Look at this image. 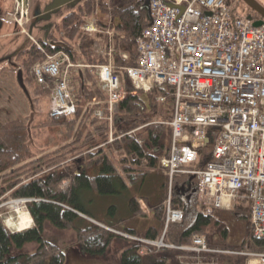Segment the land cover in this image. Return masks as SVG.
<instances>
[{
    "label": "trees",
    "instance_id": "obj_1",
    "mask_svg": "<svg viewBox=\"0 0 264 264\" xmlns=\"http://www.w3.org/2000/svg\"><path fill=\"white\" fill-rule=\"evenodd\" d=\"M83 6L57 25L60 31L57 35H49L46 42L40 41L37 44L39 47H30L19 57L20 63L22 59L19 67L25 75V85L37 105L39 100L49 99L53 84L48 82L46 86L38 85L34 77L30 78L29 70H33L36 63L42 62L45 56L66 54L79 72L72 76L73 83L76 86L78 84L76 111L66 118L54 119L48 114L42 126L57 127L60 133L64 131L67 142L54 150L41 151L40 154L32 149L29 126L20 121L0 126V200L6 195L13 199L36 200L28 204V214L33 218L30 229L13 231L0 219V264H67L69 248H75L83 256L99 258L108 253L112 244L118 243L122 245L120 264H167L172 259L162 253L170 252L169 249L156 250L144 243L133 240L129 242L114 233L121 231L130 237L152 242L161 240L165 234L164 229L160 235L155 228L142 234L121 230L122 221L119 220V215L127 212L130 217L141 218L150 211L163 228L166 226L167 186L170 181L160 163L162 158L170 156L172 133L160 122H170L173 118V92L170 88L157 89L147 94L137 92L124 70L137 64L136 43L149 26V10L137 0H88ZM99 13L107 18L101 16V19ZM89 25H94L104 33L113 32L111 48L114 53L110 59L98 55V36H88L82 31L83 26ZM123 53L128 55L129 60L121 58ZM110 63L115 74L123 81L126 92L112 121L107 95L97 90L96 85L90 86L93 71L79 69L83 64L91 67ZM160 98L166 102L162 103ZM98 112H102V118H99ZM208 132V145L199 151L198 161L188 168L191 171L204 169L205 164L211 160L218 132ZM161 172L167 177L166 196L161 203L149 206L148 211L137 196L128 198L135 188L149 181L150 176ZM187 178L195 186L194 177ZM189 190L184 188L179 193L175 190L171 194L172 208L183 211L186 218L190 215L187 213V200L182 193L187 194ZM108 198H120L127 212L124 208L118 209L116 205L109 207ZM244 205L248 206L242 202L236 208L249 212L250 206ZM199 209H202L200 205ZM193 220L181 236L179 245L182 247L192 246L194 236L208 237L212 229L220 226L213 215L203 212H198ZM245 221L249 229L242 247L263 249L264 238L254 236L247 215ZM47 223L60 231L73 230L77 239L69 248L48 241L44 238ZM168 234L165 235V242ZM207 242L211 247L212 242ZM33 243L37 245L34 253H21L24 246ZM216 262L245 264L236 263L227 257H220Z\"/></svg>",
    "mask_w": 264,
    "mask_h": 264
},
{
    "label": "built area",
    "instance_id": "obj_2",
    "mask_svg": "<svg viewBox=\"0 0 264 264\" xmlns=\"http://www.w3.org/2000/svg\"><path fill=\"white\" fill-rule=\"evenodd\" d=\"M147 0H137L146 4ZM150 23L137 40L138 61L125 68L134 90L147 94L170 88L175 100L170 156L160 167L169 177L170 197L177 177H195L197 198L206 215L229 212L241 202L250 206L254 236L264 238V25L255 27L237 10V0H149ZM83 32L100 35L96 49L109 58L113 32L94 25ZM124 39V37H121ZM122 59L129 60L123 53ZM80 68V67H79ZM78 68L64 53L47 56L32 73L36 83L51 82L49 117H71L76 111L77 86L72 76ZM98 88L107 95L110 121L124 99L123 81L113 65L95 67ZM159 101L165 103L164 98ZM102 118V112H98ZM216 130L211 160L202 170L191 171L199 151ZM113 140V137H111ZM32 201L14 202L20 210ZM13 204V203H12ZM11 204V206H12ZM25 206V208L23 207ZM165 234L159 241L128 240L158 250L176 249L165 242L166 231L185 220L183 211L166 203ZM193 245L179 248L195 254L212 253L206 239L197 235Z\"/></svg>",
    "mask_w": 264,
    "mask_h": 264
},
{
    "label": "rangeland",
    "instance_id": "obj_3",
    "mask_svg": "<svg viewBox=\"0 0 264 264\" xmlns=\"http://www.w3.org/2000/svg\"><path fill=\"white\" fill-rule=\"evenodd\" d=\"M10 8V7H9ZM2 9L6 10L7 7L2 6ZM20 9V16H18V20L22 23L23 27H20V30L24 31L26 29V20L21 19L23 13L26 14L28 12V4L21 5L19 7ZM17 9V6H13V12L10 16V19L12 20L13 18L16 17L17 12L19 11ZM82 9V8H80ZM26 16V15H25ZM107 18L106 16H103L102 14L99 13V17L102 19ZM58 23L57 25H60L64 21V17L57 16ZM258 20V19H256ZM262 20H259L258 22H261ZM13 26H6L5 28L2 29V34L3 35H11L13 33L12 31ZM83 29V28H82ZM83 31V30H82ZM60 32L58 27L55 35ZM85 33V32H84ZM87 34V33H85ZM88 36H96L97 34L94 33H89L87 34ZM47 36V35H46ZM46 36L43 37V39L46 38ZM98 36V41L100 40V35ZM60 37H63V34L60 35ZM35 39L33 40V44L36 46L37 43H40L38 38L34 37ZM7 39V38H6ZM8 40L10 39H2L0 41V57L5 56V53H8L10 51H13L14 48H16L19 44L14 43L13 41L9 42ZM12 40V39H11ZM24 41L26 42V39L24 38ZM34 45V46H35ZM26 46V45H24ZM23 46V47H24ZM21 47V48H23ZM39 47V46H38ZM32 48V46H31ZM19 50V49H18ZM40 50V48H39ZM17 51V50H16ZM15 51V52H16ZM97 51V50H96ZM41 52V51H40ZM98 52V51H97ZM44 53V52H42ZM13 55V54H11ZM45 55V54H44ZM99 55V54H98ZM47 60L46 56L45 59ZM43 60V61H44ZM42 61V62H43ZM18 62L20 63V59H18ZM22 63V59H21ZM20 63V64H21ZM37 64V63H36ZM7 65L4 64L2 67H0V126L1 125H6L8 122H23L25 125L29 126L28 128L30 129V140L32 143V149L33 151L37 153H41V151H51L54 150L58 146H62V144H65L67 142L66 134L64 131L60 133V129L57 127H50L47 128L45 126H42V123L45 122L48 119V113L50 110V101L52 98L51 91L49 88L42 87V89L49 90L50 91V96L48 98H44L42 100L38 101V104L35 105L36 107V113L32 114L31 107L29 105L28 100L26 97L23 95L21 92L20 88L16 85V74L10 70V68L6 67ZM36 66V65H35ZM34 67V66H33ZM95 67L97 66H88V65H81L80 68H84L85 70L88 71H93V77L90 82L91 87H95L96 89L99 90L98 88V83L96 82V77H95ZM79 68V69H80ZM31 70H29L28 74L30 78H32ZM33 79V78H32ZM78 87V84H77ZM32 99L34 101V98L32 96ZM35 104V101H34ZM32 115V118H31ZM34 117V118H33ZM162 125L165 127H168L169 121H161ZM43 127V128H40ZM154 176H150L151 179L147 181L146 183L142 184L140 187L135 188L133 190V193L131 192L128 198L130 196H140V195H148V193H151V191H155L158 193L157 185L156 183L151 182ZM178 182L173 183V193L176 190L178 193L181 191V188L178 187ZM64 186H67V184H64ZM169 188L168 196H167V201L171 200L173 201V197H170V184L167 186ZM146 197V196H145ZM20 201V199H13L6 195L3 199L0 200V219L4 223V225L8 228L11 227V225L19 224L21 221V214H28V205L27 209L20 210V206L17 202ZM13 203V204H12ZM108 203L109 207L116 205L118 209H122V201H120V198H108ZM242 203V202H241ZM12 204V206H11ZM195 205V200H193V205L191 206V214L188 218L185 216V222L183 224H180L177 226V229L180 231V236H178L177 239H175L174 244H171L166 241L171 246L176 247V249L173 250H168L170 252H163L162 254L168 255L172 260L168 261L167 264H216V260L219 259L220 257H227V258H232L234 262L236 263H245V264H264V247L263 249H252L249 248H244L242 247L244 241H245V236L247 235L248 227L247 223L245 221L246 215L250 217V211L247 212L245 209H237L235 208L231 212H223L220 214V217H218L216 220L219 221L220 226L216 228L215 230L210 231V236H203L206 241L208 240L209 243L210 241L212 242L210 250L212 251L207 253V254H195L191 252H184L180 250L182 246L179 245L181 241V236L183 232L193 223V215L198 213L194 209ZM173 206V204H172ZM25 208V206H23ZM108 207V208H109ZM187 207V206H186ZM244 207H248L245 206ZM19 208V209H17ZM239 208V207H238ZM250 210V209H249ZM29 215V214H28ZM12 218V219H11ZM215 219V218H214ZM12 220V221H11ZM251 220V217H250ZM11 222V223H10ZM251 222V221H250ZM33 225V223H32ZM178 225V224H177ZM45 232H44V238H46L48 241H51L53 243L58 244L60 247L66 248L69 246L77 239V236L73 230L69 231H60L56 229L55 227L51 226L49 223L45 225ZM173 227V226H172ZM171 227V228H172ZM14 228V229H13ZM31 228V226H30ZM252 228V227H251ZM13 231H19V228L17 227H12L10 228ZM17 229V230H16ZM253 229V228H252ZM114 231V230H113ZM170 231V230H168ZM115 234L118 236H122L125 238V240L129 241L124 235H126L123 232H118L114 231ZM254 234V232H253ZM170 235V232H169ZM202 236V235H201ZM172 241V239H171ZM176 243V244H175ZM208 245V242H207ZM122 245L118 244H112L110 250L105 256H99V258H93V257H86L83 255H79L82 259L78 258L76 260L75 258L72 257L70 254L67 262L68 264H120L121 260V254H122ZM209 246V245H208ZM37 245L35 243L26 245L22 248L21 253H34L35 248ZM75 249V248H73ZM72 249V250H73ZM70 250V248H69ZM158 250V249H156ZM160 252V251H159ZM68 254V253H67ZM71 258V260H70Z\"/></svg>",
    "mask_w": 264,
    "mask_h": 264
},
{
    "label": "flooded vegetation",
    "instance_id": "obj_4",
    "mask_svg": "<svg viewBox=\"0 0 264 264\" xmlns=\"http://www.w3.org/2000/svg\"><path fill=\"white\" fill-rule=\"evenodd\" d=\"M256 1L264 7V0ZM54 2L55 0H0V41H2V39H10L8 40L9 42H19L18 46L14 48L13 51L5 53V56L3 57L14 54L16 50L21 49V47L26 45L24 50L20 51L13 59V64L19 65L18 59L23 54L22 52H25L26 49L35 45L33 44L34 37L38 38L39 41L46 42L48 36L55 34L57 31V23L59 19L57 16L62 17L63 19V17L67 18V16L77 13L80 8L84 7L83 5L87 3L88 0H59V7L51 8V5ZM25 4H28V12L26 14L23 13L21 19L25 18L24 20H26L27 23L26 29L22 31L20 30V27H23L22 23L17 17L20 16L19 7ZM15 5L19 11L17 12L16 17L11 20L10 16L13 12V6ZM2 6L7 7V9H2ZM237 10L240 14L250 19H257L259 17L253 9H250L246 5L244 0H237ZM10 25L13 26V33L11 35H3L2 29ZM44 36H46L45 39H43ZM24 38L26 39V42L24 41ZM37 44L39 45L40 43ZM3 57H0V59ZM4 64L12 70L13 67L8 61L0 64V67Z\"/></svg>",
    "mask_w": 264,
    "mask_h": 264
},
{
    "label": "crops",
    "instance_id": "obj_5",
    "mask_svg": "<svg viewBox=\"0 0 264 264\" xmlns=\"http://www.w3.org/2000/svg\"><path fill=\"white\" fill-rule=\"evenodd\" d=\"M154 179H152L151 182L156 183L157 185V189L159 192V195L157 192L155 191H151V193H148V195H140L137 196V198H139V200H142V206L143 207H147V210L149 211V206H154V205H158L159 203L162 202V200H164L165 196H166V183H167V177L165 176L164 172H161L157 175H155L153 177ZM177 184L178 187L181 188V190H184V188H189L190 192H184L182 193L184 195V198L187 200V213L190 215L191 214V206L193 205V200H195V205H194V209H195V213L197 212H201V209H199V205H198V198H196V187L194 186V184H192V181L190 179H188L187 177H180L177 179ZM194 188V189H193ZM193 191V192H192ZM191 193V194H189ZM146 196V197H145ZM125 211L127 212V208L122 206ZM147 211V212H148ZM223 212H216L214 213L213 217L215 219H217L218 217H220V214H222ZM197 214V213H196ZM196 214L193 215V219L196 216ZM192 215V214H191ZM120 219L122 221V225H121V230H128V231H135L136 233L142 234V233H146L147 231H149L150 229H157L158 232H160V235H162L163 232V226L162 224L157 220V218L154 216L153 212L147 213V216L145 217H130L129 212H127L124 215H119ZM218 220V219H217ZM33 223V222H32ZM32 226V224H31ZM177 226L179 225H174L172 228H170L168 232H170V235L168 234L167 237V241L171 244H174L172 242L175 241V239L178 238V236H180V231L177 229ZM172 239V241H171ZM176 244V243H175ZM67 258L69 257V255L71 254L73 258H75L76 260H78V258L82 259L79 255L78 250L76 249H71L67 252ZM71 260V258H70ZM68 264V262H67Z\"/></svg>",
    "mask_w": 264,
    "mask_h": 264
},
{
    "label": "water",
    "instance_id": "obj_6",
    "mask_svg": "<svg viewBox=\"0 0 264 264\" xmlns=\"http://www.w3.org/2000/svg\"><path fill=\"white\" fill-rule=\"evenodd\" d=\"M244 2L246 3V5L250 9H253V11L256 12L262 20H264V7H262L260 5V3H258V1H256V0H244ZM55 7H57V8L59 7V0H55V2L51 5V8H55ZM145 8H147L148 10L150 9L149 0L146 1ZM249 20L253 21L252 19H249ZM263 25H264V21H261V22H256L254 26L255 27H261ZM24 48H25V46L23 48L17 50L16 52H14L13 55L3 57L2 59H0V64H3V62H7V61L9 64H11V66L13 67L12 71L17 75L16 76V84L20 88L23 95L28 100L29 105L31 107L32 114H35L36 113V107H35L34 101L32 99V96L30 94V91H29L27 85H25V75L23 74V71L21 70L19 65L13 64L14 57L17 56L20 51L24 50ZM31 118H32V115H31Z\"/></svg>",
    "mask_w": 264,
    "mask_h": 264
},
{
    "label": "bare ground",
    "instance_id": "obj_7",
    "mask_svg": "<svg viewBox=\"0 0 264 264\" xmlns=\"http://www.w3.org/2000/svg\"><path fill=\"white\" fill-rule=\"evenodd\" d=\"M17 209H19V208H17ZM32 222H33V218H31V216H29L28 214L24 213V214H21V221H20V223L18 225L14 223L13 225H11L10 228L17 227V228H19V231L22 232L23 230L30 229V226H31Z\"/></svg>",
    "mask_w": 264,
    "mask_h": 264
}]
</instances>
